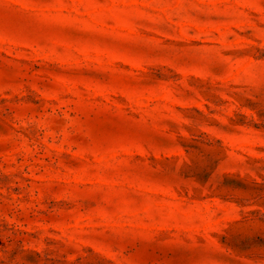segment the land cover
<instances>
[{
    "label": "rangeland",
    "instance_id": "1",
    "mask_svg": "<svg viewBox=\"0 0 264 264\" xmlns=\"http://www.w3.org/2000/svg\"><path fill=\"white\" fill-rule=\"evenodd\" d=\"M0 264H264V0H0Z\"/></svg>",
    "mask_w": 264,
    "mask_h": 264
}]
</instances>
